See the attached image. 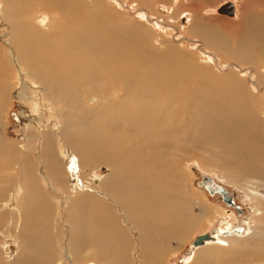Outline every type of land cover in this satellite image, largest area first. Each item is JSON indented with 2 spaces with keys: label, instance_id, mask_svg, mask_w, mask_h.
Listing matches in <instances>:
<instances>
[{
  "label": "bare ground",
  "instance_id": "obj_1",
  "mask_svg": "<svg viewBox=\"0 0 264 264\" xmlns=\"http://www.w3.org/2000/svg\"><path fill=\"white\" fill-rule=\"evenodd\" d=\"M42 1L61 12L70 10L64 6L65 0ZM10 2L14 9L21 6L26 11L39 5L35 0H0V16L9 14L6 6ZM76 2L73 11L82 10L84 19L73 20L77 24L72 29L61 24L52 48L38 53L50 42L52 28L43 34L35 24L29 25V17L41 19L33 14L11 19L10 41L2 40L14 48L0 58V119L4 64L8 55L17 62L15 52L25 69L16 94L28 100L34 94L39 96L38 117L51 124L41 120V131L24 125L15 140L0 134V226L20 242L19 253L6 261L0 258V264H164L171 241L179 246L199 224V218L190 212L191 198L179 172V153L186 151L184 147L206 148L202 145L207 139L219 150L220 165L230 167L233 164L228 163L236 160L242 172L249 171L239 178L252 179L255 188L251 193L264 196L259 192L264 188V163L257 164L264 153V121L250 117L251 110L255 115L258 112L254 90L249 86L246 90L244 79H238L242 73L247 75L245 67L235 73L238 77L230 76L228 86L213 87L211 77H201V71L190 68L173 48L151 50L144 39L122 36L124 28L129 35L128 26L100 24L94 0ZM56 16L55 9L47 13L40 26L50 28ZM200 26L203 24L194 20L188 31L193 33ZM133 27L130 24V30ZM240 42L235 47L223 39L220 48L250 60L252 47L257 45L264 59V40ZM199 50L212 58V53ZM125 52L137 57L132 66L139 67L137 77L128 76L133 70L121 59ZM153 57L156 59L148 67L147 61ZM260 69L264 79V64ZM257 82L252 81L254 86ZM209 88L219 96V103L208 95L190 120L186 92L201 89L198 91L206 97ZM257 133L255 142L251 138ZM205 154L208 161L215 158L211 151ZM71 158L77 160L74 168L82 182L73 181ZM101 166L108 169L104 176L98 175ZM228 226L214 230L211 239L193 247L211 241L226 243L220 236L244 233L242 226L241 231ZM261 228L251 232V237L263 236L260 245L240 246L218 255L203 248L195 251L190 262L264 264Z\"/></svg>",
  "mask_w": 264,
  "mask_h": 264
},
{
  "label": "rangeland",
  "instance_id": "obj_2",
  "mask_svg": "<svg viewBox=\"0 0 264 264\" xmlns=\"http://www.w3.org/2000/svg\"><path fill=\"white\" fill-rule=\"evenodd\" d=\"M35 1L39 3V5L37 4L28 11L25 10L26 8L24 9L21 6L14 9L12 7V3L10 2L6 6L9 14L7 16H0L1 59L4 53H9V49L12 50L14 48L12 44L8 45L2 40H9L12 29L10 20L13 18H17V16L25 17L27 15L33 14V17H41V19L43 20L45 19L47 13L49 14L54 9L57 10V16L55 20L49 23L51 24L50 28H47V26H40L41 19L38 21L35 19V21L32 16L29 17V25L35 24L34 27H36V29L39 30L40 33L46 34L52 28V37L50 39V42L46 46H44L42 50L38 51L39 54L42 53L45 48H52L56 43L54 34L61 24L67 23V25H70V29H72L76 28L73 27V24H77L73 20L81 21L82 18L84 19L83 16L85 14L83 15L82 10L73 11V3H77L76 0L64 1V6L70 9L67 12H61L59 9H56L54 5H52L51 3L48 4L46 1ZM86 1L90 3L93 0ZM228 2H231L233 4V9H231V7H227L225 11L223 9L220 11L219 8L223 4ZM94 3L97 8V17L101 20L100 24H104L105 22H107L112 26H128L129 35L126 34L127 28H124L122 36L130 37L132 39H144L146 42H149L152 48L149 46L148 47L151 50L158 48L157 50L161 49V51H163V49L167 50V47L168 49L173 48L176 52H179V57H182L183 62L186 63L190 68H192L193 70L197 69V71H201V77H211L210 83L213 87L216 85L228 86L229 79L231 78L230 76H233L234 78L238 77L235 73H238V70L245 67L244 69L247 70V75H244V73H242V75H240L238 79H244L243 82L246 90L249 89L248 86L253 88L254 92H252L253 94H255L253 104H255V111L258 110V112L256 113L259 115L258 116L256 114V116L255 113L251 110L250 117H256L258 118L257 120L262 118V121H264V115H262L264 113V79L260 73V70L262 71L260 67L264 64V59L261 58L260 53L258 52L259 47L257 45H254L252 47L253 54L249 57L251 58L250 60H242L240 58L241 55H239L238 57H235L234 55H228L223 51L222 48H220V43L223 39L224 41L226 40L229 45H235V47L237 44H241L240 41H244V43L246 42V44H249L259 41L262 42L264 40V0H94ZM38 7L42 11H39L40 9H38ZM145 13H147V15ZM166 16H169L170 19H167ZM261 16L262 21L258 20ZM194 20H197L198 23H202L203 26H200L192 33L191 30L190 32L188 31V27ZM15 21L19 22L20 20L15 19L14 22ZM239 23L242 24L238 26ZM130 24L134 26L131 30ZM157 24L159 26H157ZM42 25H44V23H42ZM166 25H170L172 30ZM179 26H181L182 28H179ZM256 26L260 28L258 29L256 28ZM194 27L196 28L195 25ZM190 37L191 40L189 39L188 41H194L195 44L190 45V42H187L186 38ZM33 44L36 43L33 42ZM193 46L195 47L193 48ZM200 48L205 49L206 52L212 53L209 55V57H212L210 59L212 61L207 58V54L206 56L203 55V53L199 50ZM78 51L80 52L81 50L79 49ZM9 56L10 55H8V63L4 64V66H6V72L4 73V77L2 76L1 80L2 84L5 86V92L2 102L3 109L1 110L2 114L0 119V134H3L7 140H15L22 134L21 129L24 125L28 127L33 126L32 131H34V127L36 126V128L41 131L44 122H46V124H51V122L49 119L42 120L38 117L40 108L38 105L40 103L39 96L34 94L32 95L33 97L31 96L30 100H28V97L27 99H24L23 97L16 94V92L20 90V85L22 82L20 74L24 72L25 69L18 59V53L14 52V56L17 57V62L12 61L11 56L10 58ZM136 58L137 57L134 58L132 56H127L126 52L121 57V59L125 61V64L131 67L130 70H133L132 73L128 75L129 77H137V75L139 74L137 73L138 70L135 71L139 67H132L133 60ZM154 59L156 58L153 57L151 61H147V66L150 64L152 65ZM241 71L243 70L241 69ZM253 71H255L257 75H255ZM232 80L233 79H231V81ZM252 81L258 82L254 86ZM29 82L33 83V81L30 79ZM197 91L195 89L188 90V92H186L185 94V96L188 94V97L186 96L184 98V100H186V103H188V116L186 117H191L190 120L194 118V114L197 112V110H200L202 101L205 98H210V96L208 97V95H211L215 103H219L218 101H216V99H219V96L214 93V90H211L209 88V92L206 93V97L202 93H200L201 89L199 90L200 92ZM212 94L215 96H213ZM14 95L17 96L15 97ZM192 100L195 102H193ZM86 102L91 103L90 101L88 102V100H86ZM197 104L199 105V107ZM41 120L43 121V123ZM27 123L28 125H26ZM55 131L58 133L59 128H55ZM252 135H254L255 137L253 136L254 139L253 137L251 139L257 142L256 137L258 133ZM205 140L206 141L205 143L203 142L202 146H207L206 148L195 150V148L187 145L186 149L184 147V150L186 151L180 153L178 152L180 156L179 172L180 175L183 176V181L186 184L188 196L191 198L190 206H188L190 208V212L199 218V224L191 232H189L190 234L188 233V236H186L185 240H183V242H181L179 246L175 242L171 241L172 248L170 251H168V254L163 259L164 264H192L194 253L197 250L203 248H211L212 250L210 251V254L218 255L220 253H227L228 250L240 246L249 249L250 246L252 247L255 245H260L263 238L262 235H254L253 237H251V232L255 228L253 231V233H255L256 227L258 226L259 229L257 231L263 230V228L261 227H264V196L254 195L251 193V190L255 188V184L252 179L248 177L244 179L239 178L247 175L246 173H249V171L242 172L239 164L235 163L236 160L233 163H228L233 164L230 165V167L225 168V165H220L219 150H216L217 148L215 146L209 145L210 143L207 139ZM258 142L259 144L262 143L260 141ZM205 150H207V152H213L216 159L214 158L213 160L208 161L206 157L207 154H205L207 152ZM263 155L264 153L262 152L257 164L264 163ZM71 160V163L73 165L71 167V170L75 173V178H73V181L77 179V182L79 183V181L81 180L78 178V170L74 168V164H76L77 160L75 158H71ZM235 164H238V166H236ZM107 172L108 169L105 167L101 166L98 169V175L100 174L99 176H104ZM204 175L210 176L216 181L220 179L223 182L227 183L225 184L220 181L219 184L224 186L229 191L233 192V205L229 206H232L234 208L236 215L233 212H228L224 208L225 206L223 205L221 199H218L219 196L217 195V193L211 194L207 189L202 190L197 185L198 181H200L201 177ZM259 192L261 194H264V188H260ZM70 194L73 195L74 192H71ZM0 225H2V223H0ZM236 225L238 227L242 225L244 228V233H242V235L233 233L231 235L220 236V238L226 239V243L220 244V242L211 241L205 242L203 245L197 247L192 246V241L197 235L206 232L213 233L214 230H222L225 229L226 226L230 228L231 226ZM2 229L3 227L0 226V251L3 254L1 255L0 253V258H3V260L6 261L12 258L11 256H13L14 254L19 253L20 247L18 244L20 242L19 240L15 241L13 235L6 234V231ZM262 244H264V241Z\"/></svg>",
  "mask_w": 264,
  "mask_h": 264
},
{
  "label": "water",
  "instance_id": "obj_3",
  "mask_svg": "<svg viewBox=\"0 0 264 264\" xmlns=\"http://www.w3.org/2000/svg\"><path fill=\"white\" fill-rule=\"evenodd\" d=\"M224 7H231V9H233V4L231 2L225 3L219 8V10L221 11L222 9H224ZM199 183L204 185L211 194H214L215 192L220 193L221 196L223 197V200L227 201V203L230 204L229 197L232 194V191H229L224 186L216 183L210 176H206V175L202 176ZM236 231H241V228L237 227ZM211 238L212 236H210L208 232L204 234H200L194 238L192 244L199 245L203 243V241H205L206 239H211Z\"/></svg>",
  "mask_w": 264,
  "mask_h": 264
},
{
  "label": "flooded vegetation",
  "instance_id": "obj_4",
  "mask_svg": "<svg viewBox=\"0 0 264 264\" xmlns=\"http://www.w3.org/2000/svg\"><path fill=\"white\" fill-rule=\"evenodd\" d=\"M212 178V177H211ZM213 179V178H212ZM215 182H217L218 184L220 183V181L221 182H223L222 180H218V181H216L215 179H213ZM199 182L200 181H198V183H197V185L203 190V189H206V187L204 186V185H199ZM223 183H225V182H223ZM225 184H227V183H225ZM215 193H217V192H215ZM217 195L219 196V198L218 199H221V201H222V203H223V205L225 206L224 208L228 211V212H233L234 214L236 213L235 211H234V208L232 207V206H229V205H233V192H232V194L230 195V197H229V201H230V204H228L227 205V201H224L223 200V197L221 196V194L220 193H217ZM218 202H219V200H218ZM230 214V213H229ZM236 215V214H235ZM237 217V216H236ZM242 226V225H241ZM232 227V229H234L235 227H238L237 225L236 226H231ZM231 227L229 228V229H231ZM240 227V226H239ZM243 227V226H242ZM228 230V229H227ZM226 230V231H227ZM207 233V232H206ZM210 235H212L213 233H211V232H208ZM224 233H225V231H224ZM234 233H236V232H234ZM196 237V236H195ZM194 237V238H195ZM194 240V239H193ZM193 246V245H192Z\"/></svg>",
  "mask_w": 264,
  "mask_h": 264
}]
</instances>
